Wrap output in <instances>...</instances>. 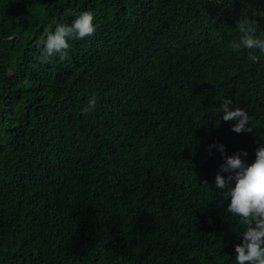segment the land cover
<instances>
[{
	"label": "trees",
	"instance_id": "obj_1",
	"mask_svg": "<svg viewBox=\"0 0 264 264\" xmlns=\"http://www.w3.org/2000/svg\"><path fill=\"white\" fill-rule=\"evenodd\" d=\"M82 11L94 34L39 59ZM252 12L264 0H0V264H236L214 180L264 143V53L231 47Z\"/></svg>",
	"mask_w": 264,
	"mask_h": 264
},
{
	"label": "clouds",
	"instance_id": "obj_2",
	"mask_svg": "<svg viewBox=\"0 0 264 264\" xmlns=\"http://www.w3.org/2000/svg\"><path fill=\"white\" fill-rule=\"evenodd\" d=\"M257 12L242 14L235 20L238 40L231 43L235 51L246 49L264 53V28L259 25ZM96 31L94 14L82 11L75 15L71 23L57 21L41 45H38L39 59L50 61L59 57L64 59L70 49V41L82 40ZM11 38V37H9ZM253 56V59H258ZM97 98L91 96L82 108L88 115L96 110ZM219 112L224 121H234L231 130L237 134L252 132L251 118L246 110L232 107L231 99H224ZM224 154V144L208 145ZM246 150L241 149L232 155H224V163L216 173L214 186L221 190L227 201V212L243 225L242 239L235 245L236 264H264V143L259 144L255 158L249 163Z\"/></svg>",
	"mask_w": 264,
	"mask_h": 264
}]
</instances>
